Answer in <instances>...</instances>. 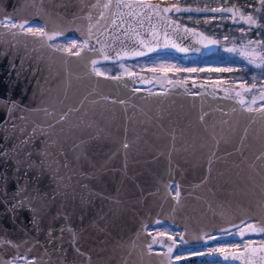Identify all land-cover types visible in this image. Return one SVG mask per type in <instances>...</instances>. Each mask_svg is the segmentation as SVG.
<instances>
[{"label": "water", "instance_id": "water-1", "mask_svg": "<svg viewBox=\"0 0 264 264\" xmlns=\"http://www.w3.org/2000/svg\"><path fill=\"white\" fill-rule=\"evenodd\" d=\"M172 8L118 1L104 21L114 34L79 56L0 26V264H264V243L176 258L175 238L148 229L176 224L185 243L199 244L241 224L221 237L264 227V210L228 211L212 181L189 175L215 143L263 157L264 104L248 106L246 93L211 81L170 78L146 89V72L93 71V60L218 49L217 36Z\"/></svg>", "mask_w": 264, "mask_h": 264}, {"label": "flooded vegetation", "instance_id": "flooded-vegetation-1", "mask_svg": "<svg viewBox=\"0 0 264 264\" xmlns=\"http://www.w3.org/2000/svg\"><path fill=\"white\" fill-rule=\"evenodd\" d=\"M118 1L0 0V21H7L9 18H11L17 24L23 23L24 21H29L30 25L33 27L37 25H44L46 26L45 30L49 33H62V35L57 36L56 40L50 41V44H54L62 48H68L71 47L73 42L79 45L80 42L84 39H89V49H94L96 48V45L92 44L93 38H97L106 34H114L108 28V24H106L104 21L106 18L109 19L115 15V3H117ZM155 1L168 3L161 0ZM168 4L172 5L171 3ZM105 5L108 6L105 7ZM170 15L176 19H179L175 14L174 7L172 8ZM72 51L74 52L76 51V49L72 48ZM141 57L143 56L136 58H121L118 60L101 61L97 62L94 67L98 69L99 72L110 75L127 74L129 72L138 70L146 72L149 76L153 77L151 83L145 86L146 89L164 88L167 84L168 79L170 78H187L184 76L171 75L166 79V82L163 85H158L155 82L156 78L154 74L151 73V71H149L146 67L137 66L134 64V62ZM125 62H129L130 64H126L125 66L120 65V63ZM190 80L209 81L202 78ZM198 147L201 148L200 146ZM242 147L243 148H241L240 150L234 151L233 148H238V145L234 146L230 143L212 144V158H194L192 160L194 172L189 173V175L212 181L213 192H219L220 194L218 197V202L220 204H224V208L228 211L259 212L261 210H264V194H260V191H258V187H260L261 191L263 190V151L260 150L259 159H257V161H254L246 158V146ZM228 149H231V153L228 151ZM233 154H236L237 157L233 156ZM192 166H190L188 169H192ZM183 175L184 174H181V176ZM255 175H257V185L254 184L255 182L252 183L255 179ZM176 176L179 178V174H177ZM250 186H253L255 191H248ZM170 190L174 195L176 194L177 182H173L170 185ZM164 224L167 225L170 223ZM174 225L178 227L177 229L180 231L177 236L169 233L175 238L176 242L174 249L175 252L173 253L174 257L218 253L221 252L219 251V249L221 248H223L224 251L240 250L245 248L249 244L264 243V232L243 234V236H240L238 238L221 237L222 234L241 231V224L232 227L229 230H221L206 234L205 236L210 238L205 242L199 244H188L180 238V233L182 230L181 227L177 226L176 224ZM184 248L188 249L189 251L185 253L182 252L184 251ZM181 252L182 254H180ZM215 262H226L227 264H234L229 260ZM209 263H212V261H209L205 264Z\"/></svg>", "mask_w": 264, "mask_h": 264}, {"label": "rangeland", "instance_id": "rangeland-1", "mask_svg": "<svg viewBox=\"0 0 264 264\" xmlns=\"http://www.w3.org/2000/svg\"><path fill=\"white\" fill-rule=\"evenodd\" d=\"M161 1L171 3L177 18L182 22L193 24L217 36L220 45L213 52L222 60L212 62L197 52L183 54L165 51L143 56L134 64L151 71L158 85H163L171 75L190 79L202 78L243 91L249 96L248 106L264 104V66H257L264 65V0H251L242 5L232 0ZM177 8L180 11H177ZM184 9L192 11H184ZM226 49H234V51L229 52ZM249 60L254 63H249ZM126 64L130 63H120L121 66ZM191 69L195 71H190ZM222 69L231 70L222 71ZM177 228L174 224H160L150 226L148 229L154 233L167 231L164 233L177 236L180 232ZM188 251L184 248L182 252ZM209 264L227 263L212 261Z\"/></svg>", "mask_w": 264, "mask_h": 264}, {"label": "snow or ice", "instance_id": "snow-or-ice-1", "mask_svg": "<svg viewBox=\"0 0 264 264\" xmlns=\"http://www.w3.org/2000/svg\"><path fill=\"white\" fill-rule=\"evenodd\" d=\"M108 5H105V7H107ZM169 9H164L165 12H167ZM177 11H180L179 8H177ZM184 11H192L191 9H184ZM196 11H200V9H196ZM213 11H216V9H213ZM249 21H251V17L248 18ZM0 26L3 27H10V28H18L21 32L25 33V34H30L33 37L47 43L50 41H54L56 40L57 36L62 35V33H49L48 31L45 30L46 26L44 25H37L35 27L30 25L29 21H24L23 23H19L17 24L16 22H14L11 18H9L7 21H0ZM212 45H215L217 42L216 41H210L209 42ZM175 47V45H173ZM49 47L53 48V51H60V52H68L71 55L74 56H79L81 54V51L85 50V49H89L90 45H89V39H84L83 41L80 42L79 45H77L75 42L72 43L71 47L68 48H62L59 46H56L54 44H49ZM72 48H75L76 51H72ZM155 49H153L154 51ZM180 51H187V49H179ZM226 51L232 52L234 51V49H226ZM137 55H142V53H137ZM105 59H107V57H105ZM97 62L95 60L92 61V64L95 65ZM249 63H254V61L249 60ZM258 67L264 66V65H257ZM231 69H222V71H230ZM93 71L96 72L97 75H102V73H100L98 71V69H96L95 67L93 68ZM190 71H195V69H191ZM240 94L237 93V96H239ZM243 100L241 99L240 103L243 104ZM251 110V109H249ZM179 195V193L177 192V196ZM248 229L249 231L252 232H256V231H260V232H264V227L261 228H255L252 225H248ZM243 232L240 233L241 236H243ZM156 242V241H154ZM151 247V246H149ZM219 251L223 252L224 249L221 248L219 249ZM168 252L171 253L172 252V248L168 249ZM211 254V253H209ZM225 259H227V256H225Z\"/></svg>", "mask_w": 264, "mask_h": 264}, {"label": "trees", "instance_id": "trees-1", "mask_svg": "<svg viewBox=\"0 0 264 264\" xmlns=\"http://www.w3.org/2000/svg\"><path fill=\"white\" fill-rule=\"evenodd\" d=\"M232 2H234L236 4H239V5H242L245 2H251V0H232ZM202 57L207 58L208 60H210L212 62L215 61V60H222L220 58V56H218L215 52L209 53V54H206V55H202ZM260 104H254V105H260Z\"/></svg>", "mask_w": 264, "mask_h": 264}]
</instances>
